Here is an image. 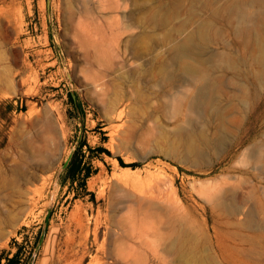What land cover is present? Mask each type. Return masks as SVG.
<instances>
[{
    "label": "rangeland",
    "instance_id": "rangeland-1",
    "mask_svg": "<svg viewBox=\"0 0 264 264\" xmlns=\"http://www.w3.org/2000/svg\"><path fill=\"white\" fill-rule=\"evenodd\" d=\"M170 1L0 0V264L15 252L19 264H114L113 250L127 236L113 218L133 216V201L148 195L195 206L197 228L209 239L219 235L216 249L207 242L216 264H264V163L249 156L259 147L264 153V84L246 102L237 90L243 80L222 67L214 73L221 119L210 98L196 115L184 110L178 123L204 124L212 138L203 152L209 165L190 166L158 150L159 126L174 125L173 90L162 92L137 68L195 23L163 39L187 17L188 2L166 27L139 20L143 9ZM222 16L207 50L241 57ZM141 28L145 50L139 44L136 57L129 38ZM73 154L90 169L83 186L81 174L65 179ZM219 189L231 208L241 202L238 214L211 206Z\"/></svg>",
    "mask_w": 264,
    "mask_h": 264
},
{
    "label": "bare ground",
    "instance_id": "bare-ground-1",
    "mask_svg": "<svg viewBox=\"0 0 264 264\" xmlns=\"http://www.w3.org/2000/svg\"><path fill=\"white\" fill-rule=\"evenodd\" d=\"M186 2L190 4L188 8L184 5ZM184 8L187 10V17L170 28L163 39L174 40L188 26L195 23L192 29L182 38L173 42L165 53L157 52L144 65L139 64L137 70L144 76L146 75L149 80L156 79L162 92L167 93V91L173 90L169 94L173 100L170 115L174 118V125L171 129L159 126L161 140L158 139L156 142L158 150L190 166L202 167L211 163L206 155V157L203 156L204 148L213 146L206 125L188 124L183 126L178 121L184 110L196 115L199 103L202 101L204 105V102L208 103L209 98L212 112L215 116H220L221 119L223 109L220 111V107L217 105L218 95L216 94L219 92L221 81L219 82L217 78L219 75L217 77L215 75L222 67L231 70L237 75L236 78L239 77L243 80L237 87L242 100L247 102V99L249 101L256 96L258 90L256 84H264V0H171L166 5L156 4L146 10L143 9V15L139 20L140 26L151 23L158 28L166 27L172 18L181 14ZM202 12H208V15L202 17ZM222 15L225 16V19L227 18L226 22L233 27V35L239 40L240 47L237 48H241L242 53L244 52L241 57H236L226 50L218 52L207 50L208 45L212 42V37L220 33L214 27V22ZM143 34L141 28L138 34L129 38L132 52L136 57L140 56L136 48L142 44ZM140 47L144 49L145 45L142 44ZM215 72L217 73L214 75ZM182 73L186 76L185 78L179 77V74L182 75ZM220 77L223 76L220 75ZM227 77L229 78V76ZM224 81L222 80V83ZM139 94H141L139 97L142 96L141 92ZM188 113L186 114L188 115ZM187 119L185 118V121ZM224 148L225 146L216 147L218 151H222ZM259 148H254L249 156L253 161L259 162L257 166H262L260 163H264V153ZM223 190L214 191L210 200L211 206L223 210L225 208L229 210V213L238 214L243 205L236 198L238 204L234 203L233 207V203H231L233 207L231 208L227 203V194L225 195L227 192ZM163 200L161 202L160 198L156 199L155 196L149 197V195L147 198L135 199L133 203L137 205V213L133 216L128 215L120 222L113 218L111 225L125 231L127 236L126 239H121L119 245L113 250L114 264H150L151 261L153 264H216L213 252L209 251L207 247V242L216 249V238L218 243L219 235L213 234L209 239L201 228H197L195 206L182 205L179 202L161 204L165 202V199ZM146 222H151L148 227L145 226ZM158 246L160 247L158 248Z\"/></svg>",
    "mask_w": 264,
    "mask_h": 264
},
{
    "label": "trees",
    "instance_id": "trees-1",
    "mask_svg": "<svg viewBox=\"0 0 264 264\" xmlns=\"http://www.w3.org/2000/svg\"><path fill=\"white\" fill-rule=\"evenodd\" d=\"M95 150L107 152L104 148L99 147V146L96 147ZM119 163H120V165H124L120 161H119ZM127 165H129L131 167L135 166L134 163H130ZM64 172H65V179L69 180L70 183L74 181V179H75V177H77V175L81 174L80 185L83 186L85 178L88 177L90 174V169H89L88 165H85L82 167L79 166V161L75 160V155L73 154L71 156L70 161L65 166ZM6 264H19L18 252H15L10 258H7Z\"/></svg>",
    "mask_w": 264,
    "mask_h": 264
}]
</instances>
